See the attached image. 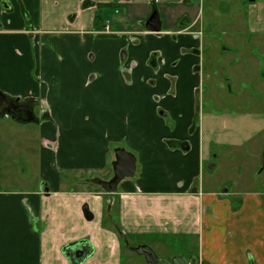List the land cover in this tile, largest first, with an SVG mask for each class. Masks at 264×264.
Wrapping results in <instances>:
<instances>
[{
	"label": "crops",
	"instance_id": "obj_1",
	"mask_svg": "<svg viewBox=\"0 0 264 264\" xmlns=\"http://www.w3.org/2000/svg\"><path fill=\"white\" fill-rule=\"evenodd\" d=\"M194 3L0 0V98L32 118L0 110V264H148L133 242L167 259L264 264V189H235L244 171L264 175V145L222 146L237 128L199 118ZM155 10L159 33L146 28ZM249 25L264 33L255 10ZM118 149L136 172L109 194L99 182Z\"/></svg>",
	"mask_w": 264,
	"mask_h": 264
},
{
	"label": "rangeland",
	"instance_id": "obj_2",
	"mask_svg": "<svg viewBox=\"0 0 264 264\" xmlns=\"http://www.w3.org/2000/svg\"><path fill=\"white\" fill-rule=\"evenodd\" d=\"M197 4L193 5L200 21L196 28L202 33L205 43L204 91L201 92L199 118H205V123L207 122L205 129H210V126L213 129L216 125L237 128L235 132L237 139L227 136L224 140L228 142L223 141L222 146L237 141L239 146H249L252 142H257L256 145L262 147L264 145V33L251 31L249 21L253 10L256 11L257 20L264 19V0H197ZM178 8L182 9L184 6ZM179 15L172 16L170 22L175 23ZM188 17V14L183 16L175 27L181 29L190 27L191 22L187 21ZM1 115L8 116L5 113ZM218 118H220L219 122ZM226 118L238 119L235 121ZM214 140L215 138H210L207 144L210 146ZM244 158L248 159L249 156L246 154ZM256 165L254 160L253 166ZM237 171L236 168L234 172L237 174ZM249 174L250 172L246 171L242 173L239 177L242 178L240 181L242 183L235 189H249V191L264 189V175L259 177L255 174V177H247L246 175ZM114 212L113 210L112 213ZM111 226H114L118 235L121 234L115 224ZM132 245L135 248L137 242H133ZM193 249L195 250L194 247ZM170 250L174 252V249ZM153 251L162 258H166L163 254L170 253L169 250L164 249ZM179 251L181 246L176 252ZM139 258L145 260L144 256ZM196 264H199L198 260Z\"/></svg>",
	"mask_w": 264,
	"mask_h": 264
},
{
	"label": "water",
	"instance_id": "obj_3",
	"mask_svg": "<svg viewBox=\"0 0 264 264\" xmlns=\"http://www.w3.org/2000/svg\"><path fill=\"white\" fill-rule=\"evenodd\" d=\"M146 28L151 33H159L161 30V23L159 19V15L157 11L155 10L151 17L149 18L148 22L146 23ZM8 105V104H7ZM8 113L9 115H12V111H15V109H21L22 111H27L30 113V111L25 106H19L14 103L8 105ZM15 121L25 122L26 119L23 118H15L12 117ZM29 121L32 120L30 117L28 119ZM116 154V162L113 165V178L109 182H99V185L102 187V189L109 193L114 194L117 191L118 185L125 179L132 178L135 175L136 172V158L131 153H128L127 151L123 149H118L115 151ZM74 247V244H71L65 248V252L68 249H72ZM133 251L141 256L145 257V260L148 264H196V260H189L185 256H176L172 259L162 258L156 256V254L147 247H137L134 248ZM80 255V254H79Z\"/></svg>",
	"mask_w": 264,
	"mask_h": 264
},
{
	"label": "flooded vegetation",
	"instance_id": "obj_4",
	"mask_svg": "<svg viewBox=\"0 0 264 264\" xmlns=\"http://www.w3.org/2000/svg\"><path fill=\"white\" fill-rule=\"evenodd\" d=\"M12 103H14V104H16V105H19V106H23V105H21L18 101L17 102H9V104L8 105H10V104H12ZM7 105V102H6V100L5 99H3V98H0V110H2V109H4L5 108V106H6V112H8V106ZM26 107V106H25ZM27 108V107H26ZM28 109V108H27ZM28 114H30V113H28L27 111H22L21 109H15V111H12V116H14L15 118H23V119H28V117H29V115ZM76 252V253H75ZM75 252H73V251H71V259L73 260V261H75L78 257V255L80 254L81 255V253H83V251H82V249H76L75 250Z\"/></svg>",
	"mask_w": 264,
	"mask_h": 264
},
{
	"label": "trees",
	"instance_id": "obj_5",
	"mask_svg": "<svg viewBox=\"0 0 264 264\" xmlns=\"http://www.w3.org/2000/svg\"><path fill=\"white\" fill-rule=\"evenodd\" d=\"M66 254L69 255V249L66 251Z\"/></svg>",
	"mask_w": 264,
	"mask_h": 264
}]
</instances>
